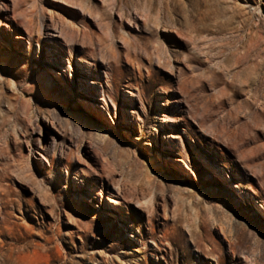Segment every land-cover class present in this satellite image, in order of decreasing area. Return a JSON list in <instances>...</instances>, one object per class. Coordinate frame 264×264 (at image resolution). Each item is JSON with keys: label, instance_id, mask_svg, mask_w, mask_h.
<instances>
[{"label": "rangeland", "instance_id": "obj_1", "mask_svg": "<svg viewBox=\"0 0 264 264\" xmlns=\"http://www.w3.org/2000/svg\"><path fill=\"white\" fill-rule=\"evenodd\" d=\"M102 1L0 0V264H264V39L242 52L248 35L261 30L264 38L255 15L264 13V0H167L181 26L200 19L192 40L162 25L145 33L138 12L132 10L135 25L113 11L122 23L115 30L129 32L128 42L105 33ZM28 17L35 27L26 25ZM53 22L67 28L70 42L57 32L48 36V27L38 32ZM158 36L169 67L155 49ZM49 46L65 71L73 69L68 80L78 81L84 68L92 86L101 81L107 94L118 95L116 105L107 97L114 123L90 115L76 86L67 99L39 88L41 78H56ZM127 102L141 114L131 134L124 131ZM158 111L174 122L159 121ZM49 112L75 126L74 114L90 115L85 139L111 126L112 139L101 145L105 163L86 157L83 143L80 158L44 167L38 150L29 153L30 145L40 146L39 134L26 139L30 120L36 127L38 113ZM173 131L178 138L169 137ZM169 141L177 151L163 145ZM107 195L121 199L119 217L106 214Z\"/></svg>", "mask_w": 264, "mask_h": 264}, {"label": "bare ground", "instance_id": "obj_2", "mask_svg": "<svg viewBox=\"0 0 264 264\" xmlns=\"http://www.w3.org/2000/svg\"><path fill=\"white\" fill-rule=\"evenodd\" d=\"M102 2L103 3H101L102 5H101V9H100V18L101 19L100 18L99 19L104 24L103 27H105V29H104L105 33L111 39L114 36H116V34H117V31L115 30V28L122 25L121 21L113 18L114 12H117L118 14H120V17H122V19H126L130 24L134 22L135 25H138V23H139L138 19H137V17H135V15H133L132 10L138 12V14L145 19L144 23L142 24V29H141L145 33L151 32V29L157 31V29H155V28L157 26L162 25L164 27H172V29L174 28L175 31L180 36H186V37L190 38L191 40L196 37L195 33L198 30L197 28H198V24H199L200 19L196 18L197 17L196 16L195 18L198 19L197 22L193 23V21H191L192 22V23L190 22L191 24L189 23V25H187V26H181L180 21L177 18H173L172 11H170V7H169L167 0H103ZM0 8H1V5H0ZM255 15L257 16L259 23H262V22L264 23V13L257 12ZM29 17H28V19L25 18L26 21L25 20H23V21L26 22L27 26L29 25V28H33L36 26V24L33 21V18L30 19ZM51 24H52V28H51V26L40 24L37 27L38 32L41 33V31L43 30V27H46V28L48 27L47 31H45V33L49 34L48 36H51L50 35L51 32H57L58 37L62 38L64 41L70 42V40L72 38L69 39V37H67L68 35H66V33H68V31L66 30L67 28H65L64 25H61L59 27L58 23L55 24L53 22ZM151 24H153V26L155 25L156 27L154 28ZM260 32H261V30L258 31V33L256 35L251 34V35L247 36L246 45H245V47H242L243 48L242 52H244V54H246L248 51L252 52V50H250V49L251 48L254 49L253 47L256 44H257V46H260L259 43H260L261 39H264V38H262V35ZM124 33H126L127 35ZM124 33L123 34L120 33V35L119 34H117V35H119V37L124 42H128V40H129L128 35H130V33L129 32L128 33L124 32ZM241 33H243V32H241ZM243 37H244V35H243ZM137 39H139V38H137ZM94 42L95 41H93V40H91L89 42L88 47H90V49H91V54H94V50L96 48V45ZM155 42L157 43L155 45H159V47L155 46L156 47L155 49L157 51H158V49H160V51H162L165 55L162 64L166 67H169L171 63H170V58L165 54L167 52V48L164 46V44H163L164 42L162 43V41L160 40V37L158 40H155ZM149 43H150V41H149ZM136 44H138V43H136ZM128 45H126V46H128ZM131 46H132V44H131ZM239 47H241V46H238L236 48H239ZM48 50H49L48 58L51 61V64L48 66V69L56 76V78L53 79L50 76L41 78V80L38 83L39 88L43 89L44 92H47V93L49 91L59 92V93H57V94L55 93V94L60 95L61 98L67 99L69 97V90L74 91L75 86H76L77 89L79 90L78 91L79 95H80L79 100L82 102V104L86 105V107L88 108V111L91 113L90 115H92L94 113V114H97L98 117L103 118V119H105V117H108V118H110L112 123H114L113 119H111V107L108 104L107 97L109 98V100H111L113 105H116L117 104L116 100H118L117 99L118 95L109 94V93L107 94L106 91L104 90V88L101 87L102 86L101 81H98V83L95 86H92L91 84L95 83V80H93L92 77L87 79V77H88L87 71L84 68H81L79 71L80 77L78 78V81H75V80L72 81L71 79L68 80L66 74L69 73V75L72 77L73 76V69L65 71V66L61 63V61L55 59L56 56H55V54H53L50 46L48 47ZM100 50L101 49H99V51ZM112 50H113L112 56L114 58H116V56L118 55V52H117V50H114L113 48H112ZM238 50L235 49V51L234 50L232 51L233 52L232 54L235 58V60H234L235 62H233V63H236V64L239 60L238 56L241 57V51L237 52ZM143 51H145V50H143ZM159 55L157 54L158 58H159ZM135 57H137V56H135ZM247 57H249V54ZM126 58L128 59V61L132 59L131 53L128 49H126ZM161 59H163V58H161ZM242 59H245V58H242ZM131 61H133V60H131ZM85 62L89 63V61H87V60H85ZM111 66L116 72H118V70H120V67H119L117 61L114 62ZM105 73L107 75H110L111 71L105 72ZM3 78H4L3 74L0 73V80H3ZM16 82H17L16 79H14V77L11 76V78L9 79V83H11V85L15 86ZM13 88H15V87H13ZM129 93L131 95L133 94V92H131V91H129ZM124 105H125V107L122 108L125 111L124 112V116H125L124 122L126 123V125H128L124 128V131L128 134H131V127L133 126V123H134V121H133L134 115H136L137 120H140L141 114L139 113V108H138L137 103L127 102ZM45 108L48 109L47 106ZM41 110H44V109H41ZM33 113H36V112H33ZM74 115H75V117H77L79 119V124L77 126L73 125L70 121H65L64 119H62L63 117L62 118L59 117V115H57L55 112H51V113L49 112L47 114L44 113L43 116L41 113H38L37 121H35L36 127L33 126L35 123H33V121L30 120L29 123L32 125V127H31L32 130L30 133H28V138L26 140L28 142H31V140L33 138H36V137H33V135L36 132V135L39 134L37 139H38L40 146H36V148H35V146L33 147L30 145L29 153H33V151L35 149L38 150V152H39L38 155H40V157L44 160L42 163V165L44 164V167L48 161L52 167H55V165H57V164L59 166L63 167L64 161H69L71 156L78 155V158H80L81 157V150L80 149H81V146L83 143L84 144L86 143V148H87L86 155H85L86 157L88 156V157H90V159L96 158L100 162L104 161V163H105L106 158L103 155V152L101 151L102 150L101 145L103 143H106V140L112 139L113 128L111 126H109L108 128H104V129L98 128L96 135L90 137L89 139H87V138L85 139V137L83 135V129L82 128H84L83 127L84 125L85 126L94 125V119L90 115H85V116L81 115V114H74ZM157 117H158L159 121H161V122H174V120H171L169 118V116L164 114L162 111H158ZM156 126H160V124L158 123V124H156ZM170 126L176 127L175 125H172V124H170ZM20 130H21V128H20ZM25 132H28V131L26 130ZM226 135H228L227 132H226ZM169 137L178 138L179 136L177 135V133L175 131H173L169 134ZM13 139H14V136H13ZM157 139H158V136H157ZM229 142H230V140H229ZM47 143L49 144L48 147H47ZM235 143H237V142H235ZM147 144H149V143H147ZM163 145L166 148H168V150L170 149V151H173V150L177 151L178 150L176 143H174L173 141H169L168 144H167V142H163ZM126 148L127 147H125V149ZM149 148H151V147L149 146ZM49 151H50V155H51L50 160H48V157H47V153L49 154ZM244 152H242V153L244 154ZM174 153L178 154L179 152H174ZM177 154L170 155V158L173 160H176V161H180L181 159H180V157H178ZM63 156L65 158H63ZM83 158L85 159V157H83ZM128 163H130V162H128ZM209 165H210V168L213 169L214 166L212 164H209ZM129 167H130V165H129ZM97 177L100 178L101 175H99ZM75 179H76V181L74 182V184H75V187L77 188V190H79V192L83 198H85L88 202H91V196L88 195L87 193H84V190H83L84 187L81 186L80 180L78 178H75ZM111 180L113 181V178H111ZM117 186H118L117 187L118 190L123 189V185L118 184ZM92 190H94V192L96 194L98 193L97 189L94 185L92 186ZM254 193L258 194L257 191H254ZM104 199H106V204H107L105 207L106 214H108L110 216H114V217H119V211L121 210L120 205L123 204L121 199H119L113 195H107L104 197ZM94 205H97V204H94ZM262 211L264 214V209ZM220 229H221V227H220ZM221 231L223 232L222 229H221ZM216 247L219 249L218 246H215V248ZM230 249L235 254V245L234 244H231ZM219 251H220V249H219ZM220 254H223L222 251H220ZM249 261H250V259H249Z\"/></svg>", "mask_w": 264, "mask_h": 264}]
</instances>
